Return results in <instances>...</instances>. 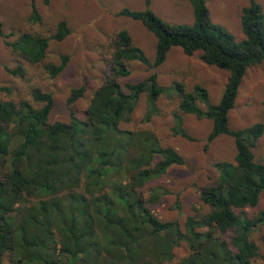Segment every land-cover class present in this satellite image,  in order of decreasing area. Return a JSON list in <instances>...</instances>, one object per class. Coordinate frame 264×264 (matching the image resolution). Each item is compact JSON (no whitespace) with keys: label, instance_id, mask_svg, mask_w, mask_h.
<instances>
[{"label":"trees","instance_id":"16d2710c","mask_svg":"<svg viewBox=\"0 0 264 264\" xmlns=\"http://www.w3.org/2000/svg\"><path fill=\"white\" fill-rule=\"evenodd\" d=\"M193 22L173 24L143 0L144 8H122L118 14L138 20L154 35L151 60L127 30L116 33L109 44L106 82L94 93L85 117L72 105L86 87L73 88L67 102L68 121L53 120L54 94L33 88L31 98L0 100V264H254L261 255L253 233L264 223V210L250 215L264 193V161L253 148L264 145V122L234 129L230 114L248 70L264 62V9L257 0L241 11L244 38L237 40L212 19L207 0H186ZM30 22L41 25L43 15L31 0ZM71 33L60 19L51 33L28 28L13 40L0 18V37L21 63L7 68L24 76L25 63L43 64L50 77L66 67L48 61L51 41ZM8 38V39H7ZM173 47L189 56L199 52L209 65L229 72L219 102L211 103L208 89L175 84L173 95L181 113L174 114L173 133L193 140L186 131L183 113L212 122L207 145L230 136L233 160L215 161L217 179L203 186L205 206L178 220L161 219L154 211L161 195L144 188L183 158L162 146L149 129H125L122 122L144 94L147 114L158 111L159 100L171 87L160 84L157 72L145 80L126 81L128 64L140 61L149 67L162 65ZM2 90L10 92L9 87ZM172 93V92H171ZM201 104H204L203 107ZM16 141V143H14ZM14 146V147H13ZM13 147V148H12ZM264 242V233L261 235ZM187 244L188 254L176 260L175 249Z\"/></svg>","mask_w":264,"mask_h":264},{"label":"rangeland","instance_id":"374dc122","mask_svg":"<svg viewBox=\"0 0 264 264\" xmlns=\"http://www.w3.org/2000/svg\"><path fill=\"white\" fill-rule=\"evenodd\" d=\"M43 15L41 25L30 22L31 0H0V18L4 21L5 33L13 40L17 34L28 28H36L45 33L54 31L60 19L69 22L71 33L62 41H51L48 61L59 64L62 55L69 60L64 70L56 77H50L43 64L25 63L26 74H12L7 68L17 67L21 61L0 37V100H19L31 98L33 88L40 87L54 94L55 106L53 120L68 121L70 106L68 96L73 88L85 86L86 91L72 105L79 117H85L94 93L107 80L109 70V44L116 33L127 30L136 45L153 60L155 53L154 35L138 20L122 16L118 12L124 8H144L143 0H36ZM264 9V0H257ZM212 19L226 27L237 40L244 38L240 16L242 8L249 0H207ZM151 8L165 21L173 24H191L192 6L186 0H152ZM8 39V38H7ZM130 73L126 81L145 80L153 72L165 91L158 104V111L147 114V95L144 94L136 108L126 113L122 122L125 129H149L158 137L162 146L173 148L182 158L183 163L171 165L159 178L152 179L145 185L148 193L157 191L161 198L153 206L155 213L164 220H178L182 226L187 215L202 210L205 206L200 199L203 186L213 184L217 171L215 161L233 160L235 145L230 136H221L207 145L212 122L207 118L183 113L186 131L194 138L190 140L172 131L174 114L181 113L175 93V84L181 82L191 88L201 84L208 89L210 102L221 99L228 81L229 72L203 62L199 52L189 56L180 47H173L166 61L157 68L149 67L140 61L128 64ZM9 87L10 92L2 90ZM172 92V93H171ZM205 107L204 104H201ZM264 122V62L251 67L240 88L235 108L230 114V124L234 129L245 128L255 122ZM16 143V141H14ZM14 147V146H13ZM12 147V148H13ZM253 152L256 159L264 161L263 140H259ZM264 210V193L257 207L249 209L250 215H257ZM264 223L253 233L261 255H264ZM176 260L188 254L187 244L175 249ZM3 264H10V257L4 258ZM254 264H264L259 257Z\"/></svg>","mask_w":264,"mask_h":264}]
</instances>
